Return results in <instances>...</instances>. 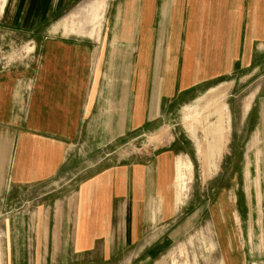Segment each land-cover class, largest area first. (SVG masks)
Here are the masks:
<instances>
[{"label":"crops","instance_id":"crops-1","mask_svg":"<svg viewBox=\"0 0 264 264\" xmlns=\"http://www.w3.org/2000/svg\"><path fill=\"white\" fill-rule=\"evenodd\" d=\"M102 29L93 43L53 36L61 25L52 22L35 70L0 71V209L15 192L49 190L34 212L9 218L6 264H111L137 249L150 259L181 240L193 222L175 221L184 140L171 133L117 160L114 144L160 132L228 84L240 95L233 106L227 96L230 119L251 134L264 186V0H110ZM216 245L225 264L245 260L235 237Z\"/></svg>","mask_w":264,"mask_h":264},{"label":"rangeland","instance_id":"rangeland-1","mask_svg":"<svg viewBox=\"0 0 264 264\" xmlns=\"http://www.w3.org/2000/svg\"><path fill=\"white\" fill-rule=\"evenodd\" d=\"M109 1L73 0L57 11L60 0H0V71L35 70L40 41L50 31V23L55 21L60 23L61 32L53 36L61 37L63 33L64 37L96 43L103 30ZM72 22L77 26L73 30L70 29ZM227 96L231 106L236 96L240 97L230 84L222 92L214 89L178 109L160 132L134 134L114 144L117 160L152 150L163 137L166 140L162 145L168 143L171 133L182 138L186 155L177 159L175 221L193 222L189 223V231L181 240L158 251L157 256L154 254L147 259L141 254L147 250L137 249L129 253L126 261L118 256L111 264H225L216 244L229 237H235L242 246L245 260L241 256L240 264H264V186L260 192L255 179V151L248 149L251 134L231 121ZM224 104H227L230 126L214 133L217 119L223 120ZM217 111L222 112L216 114ZM223 123L226 124V120ZM168 132V137L163 136ZM217 143L224 145L222 154L209 158ZM246 154L251 157L248 163L253 170L249 178L244 176ZM101 156L95 154L90 159L98 161ZM83 163V159L79 160L77 168ZM74 179H80L79 175ZM69 183L70 179H63L56 187L64 188ZM48 197L49 190L44 189L37 193L15 192L9 198L13 204L0 209V264L7 262L9 218L24 211L34 212L38 203L48 201ZM34 231L35 225L30 232Z\"/></svg>","mask_w":264,"mask_h":264},{"label":"bare ground","instance_id":"bare-ground-1","mask_svg":"<svg viewBox=\"0 0 264 264\" xmlns=\"http://www.w3.org/2000/svg\"><path fill=\"white\" fill-rule=\"evenodd\" d=\"M222 111H217L216 112V114L218 113H221ZM224 126V123H223V120H222V118H218L217 119V124H216V126L215 127H217V128H215L214 129V133H216V131H218V130H220L222 127ZM224 146V145H223ZM223 146H222V143L221 144H218L217 143V145L215 146V147H213L212 148V150H211V155H209V153H208V155H209V158L211 157V158H216V157H218V156H220L221 154H222V150H223ZM208 157V156H207ZM212 160V159H211ZM207 161V160H206Z\"/></svg>","mask_w":264,"mask_h":264}]
</instances>
